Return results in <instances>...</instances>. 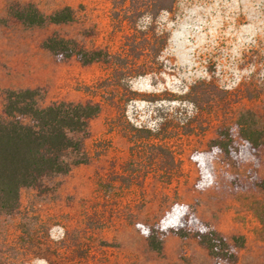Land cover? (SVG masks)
I'll return each instance as SVG.
<instances>
[{"label":"rangeland","instance_id":"obj_1","mask_svg":"<svg viewBox=\"0 0 264 264\" xmlns=\"http://www.w3.org/2000/svg\"><path fill=\"white\" fill-rule=\"evenodd\" d=\"M142 2L0 0V113L19 88L38 89L41 105H100L86 162L23 187L0 213V264H264V140L254 156L216 152L203 187L195 159L224 126L237 133L241 112L264 127V0H175L154 17ZM29 3L74 18L26 25L14 10ZM51 36L107 58L53 53ZM176 202L224 235L233 258L173 233L151 249L138 225Z\"/></svg>","mask_w":264,"mask_h":264},{"label":"trees","instance_id":"obj_2","mask_svg":"<svg viewBox=\"0 0 264 264\" xmlns=\"http://www.w3.org/2000/svg\"><path fill=\"white\" fill-rule=\"evenodd\" d=\"M141 0H131L136 4ZM175 0H143L147 13L154 17L161 11L173 10ZM24 24L41 26L67 22L74 18L71 7L66 6L51 14H44L34 4L14 10ZM126 16L132 17V13ZM164 40L166 37H163ZM44 46L64 57L77 56L85 63L107 58L101 50H86L68 39L51 36ZM100 110L91 102L56 101L39 104L36 88L8 89L0 113V213L14 210L19 203L23 187L36 185L43 177L67 173L77 164L86 162L83 139L88 122ZM251 110L241 112L234 128L224 126L206 150L195 152L199 170L197 185L210 184L214 179L212 158L216 152L254 156L264 140V127ZM264 189V179L260 180ZM148 245L155 251L163 247L168 233L186 238L194 236L215 259L227 260L234 256L227 238L208 222L199 218L187 204L174 203L156 225H138Z\"/></svg>","mask_w":264,"mask_h":264}]
</instances>
